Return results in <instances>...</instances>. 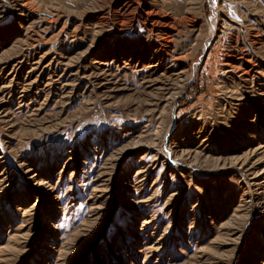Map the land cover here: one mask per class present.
I'll list each match as a JSON object with an SVG mask.
<instances>
[{"label":"rangeland","instance_id":"obj_1","mask_svg":"<svg viewBox=\"0 0 264 264\" xmlns=\"http://www.w3.org/2000/svg\"><path fill=\"white\" fill-rule=\"evenodd\" d=\"M0 264H264V0H0Z\"/></svg>","mask_w":264,"mask_h":264}]
</instances>
